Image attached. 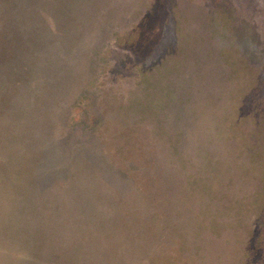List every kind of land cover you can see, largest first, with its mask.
I'll return each mask as SVG.
<instances>
[{"label":"rangeland","instance_id":"374dc122","mask_svg":"<svg viewBox=\"0 0 264 264\" xmlns=\"http://www.w3.org/2000/svg\"><path fill=\"white\" fill-rule=\"evenodd\" d=\"M12 172L50 264H264V0H0Z\"/></svg>","mask_w":264,"mask_h":264},{"label":"crops","instance_id":"0c3cea01","mask_svg":"<svg viewBox=\"0 0 264 264\" xmlns=\"http://www.w3.org/2000/svg\"><path fill=\"white\" fill-rule=\"evenodd\" d=\"M48 192L37 173L0 177V264H50Z\"/></svg>","mask_w":264,"mask_h":264}]
</instances>
